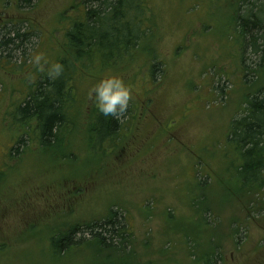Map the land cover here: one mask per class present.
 <instances>
[{"label": "rangeland", "instance_id": "1", "mask_svg": "<svg viewBox=\"0 0 264 264\" xmlns=\"http://www.w3.org/2000/svg\"><path fill=\"white\" fill-rule=\"evenodd\" d=\"M82 2L0 0V264H204L211 256L264 264V190L240 197L239 158L225 142L264 86L261 58L236 28L235 0H146L139 47L123 63L79 64L69 125L54 151L43 150L36 123L22 125L16 109L47 77L31 56L67 57L65 34L83 17ZM154 63L161 71L152 79ZM107 76L131 87L132 108L119 136L97 147L88 93ZM110 210L129 233L112 249L95 253L80 232V245L51 246Z\"/></svg>", "mask_w": 264, "mask_h": 264}, {"label": "trees", "instance_id": "2", "mask_svg": "<svg viewBox=\"0 0 264 264\" xmlns=\"http://www.w3.org/2000/svg\"><path fill=\"white\" fill-rule=\"evenodd\" d=\"M22 1L30 5L31 0ZM222 2L225 3L226 0ZM235 2L234 5L238 8L236 28L240 29L239 35L243 39L249 35L253 54L261 58L258 66L264 73V0ZM82 5L83 17L74 20L65 34L67 57L59 62L63 65L62 74L56 79L45 76L42 82L36 84L35 91L27 95L23 104L16 109V119L22 125L32 121L36 123L38 145L43 150L54 151L60 141L59 131L69 125L68 110L72 92L70 83L76 70H79L83 63H93V66L98 65L99 68L123 63L122 61L139 47L142 35L148 31L141 26L148 13L146 0H83ZM241 10L243 13L239 14ZM7 43L11 44L10 41L4 44ZM160 71L154 63L149 69V74L154 79ZM247 102L245 115L231 123L225 142L232 144L239 158L232 180L238 187V194L240 197L254 198L264 190V86ZM123 114L125 116L126 112ZM122 115L119 119H114L111 116H103L97 109L94 110V146H103L107 140L119 136L123 127L120 122ZM20 143L22 144V141ZM122 220L119 211L110 210L103 221L74 226L70 233L55 235L56 237L51 239V246L57 253H63L72 243L75 246L80 245L79 242H73L80 232L91 235L92 241L85 244L94 248L95 253L112 249L113 240L123 239L124 234H129L123 230L125 228ZM203 263L219 262L218 258L211 256Z\"/></svg>", "mask_w": 264, "mask_h": 264}, {"label": "clouds", "instance_id": "3", "mask_svg": "<svg viewBox=\"0 0 264 264\" xmlns=\"http://www.w3.org/2000/svg\"><path fill=\"white\" fill-rule=\"evenodd\" d=\"M30 59L31 63L40 72H46L50 79L60 77L64 70L61 63H49L43 54H33ZM88 96L100 114L119 119L128 110L132 89L123 79L107 76L92 86Z\"/></svg>", "mask_w": 264, "mask_h": 264}]
</instances>
